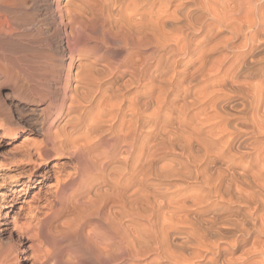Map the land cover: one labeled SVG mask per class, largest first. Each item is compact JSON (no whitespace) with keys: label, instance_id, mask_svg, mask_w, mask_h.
Segmentation results:
<instances>
[{"label":"bare ground","instance_id":"6f19581e","mask_svg":"<svg viewBox=\"0 0 264 264\" xmlns=\"http://www.w3.org/2000/svg\"><path fill=\"white\" fill-rule=\"evenodd\" d=\"M18 82L54 182L0 264H264V0H0Z\"/></svg>","mask_w":264,"mask_h":264},{"label":"rangeland","instance_id":"374dc122","mask_svg":"<svg viewBox=\"0 0 264 264\" xmlns=\"http://www.w3.org/2000/svg\"><path fill=\"white\" fill-rule=\"evenodd\" d=\"M55 54L52 53L55 56L54 64L60 65L61 56ZM36 85V83L31 84L32 89ZM21 86L22 83L20 82L16 86L12 83L1 84L0 86V237L5 242L11 238L18 240L20 236L18 235V229H16L19 226L18 224L25 221L27 215L30 214L32 205H37V201H40V204L42 203V198L54 182L53 176L45 181L43 172L52 169L55 160L51 161L45 169L44 166L35 167L27 160V148L23 146L26 137H29V139L30 137L41 138L34 134L31 127L24 124L22 117L36 123L41 118L40 108L43 106L39 101H26L24 95L19 91ZM161 156H166L164 159H168L173 154L163 152L160 154ZM164 159L162 158V160ZM21 233L24 252L21 255L20 264H32L33 258L29 249L31 242L26 238L24 232ZM69 245L71 243L60 244V242L56 247L54 244L52 246L51 244L48 245L51 249L46 250L50 253V255L48 254L47 263L57 264L55 250L61 255L62 250H59L61 246L67 249ZM44 254L47 253L44 252ZM236 255L239 256L240 253Z\"/></svg>","mask_w":264,"mask_h":264}]
</instances>
